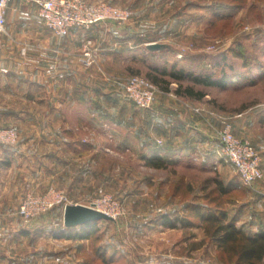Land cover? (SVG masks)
I'll use <instances>...</instances> for the list:
<instances>
[{"label": "rangeland", "instance_id": "1", "mask_svg": "<svg viewBox=\"0 0 264 264\" xmlns=\"http://www.w3.org/2000/svg\"><path fill=\"white\" fill-rule=\"evenodd\" d=\"M205 1L118 0L113 4L129 12L126 22L114 23L148 27L149 33H152L150 36L158 38L155 41L159 44L165 42V47L173 48L172 55L183 60L182 63L191 61L196 67L211 66L218 71L222 67L229 73L240 71L248 75V78L231 82L224 88L194 85L191 80L182 79L183 85L193 84L195 88L204 90L205 95L201 99L177 94L178 82L173 81L176 85L172 84L168 92L154 83L157 90L150 107L156 99L164 98L159 97L164 93L167 95L165 98L181 105L182 111L193 114L191 116L207 132L204 134L207 139L195 141V146L184 154L172 153L161 129L144 130L142 124L147 117L142 112L144 108L137 106L124 91L123 83L131 75L147 77L146 73L150 71L148 62L155 61L159 70L161 60L166 57L165 51L154 53L151 60L147 57V62L142 61L141 52H137V58L131 61H117L97 54L99 47L89 38V65L96 63L98 58L105 59L94 65L106 72L118 89L114 92L124 97H105L106 103L98 111L89 104L87 117L82 121L75 117L73 111L69 124L83 129L82 138L89 142L88 147L81 150V155L78 151L73 156L71 150L67 151L61 145L57 152L62 155V160L73 157L72 164L60 160L56 166L46 164L41 167L40 178L33 182L29 191L42 192L54 186L64 190L68 203L88 204L92 199L109 197L111 202L103 206L115 215L97 220L96 229L89 238L56 236L54 255L48 225L46 229L36 228L33 223L43 213L55 210L56 231H59L65 225L63 203L29 218L18 214L25 225L24 242H19L17 246L16 231L13 232L10 227L4 230L8 240L3 253L10 255L9 264H17L12 259L16 256L23 259L19 264H237L235 258L228 259L205 237L201 225L169 227L160 223L164 212L183 213L180 208L182 203L191 200L192 194L199 192L201 185L206 187L210 177L221 178L232 187L241 184L238 190L234 187L229 195L226 194L239 198L235 204H229L230 214L240 206L243 215L238 222L255 219L251 207L264 209V177L256 182L254 188L242 183L218 143V130L229 124L236 136L248 139L257 148L264 166V0H235L239 4L225 8L223 11L229 13L212 22H209L210 9L196 4ZM142 17L146 22L140 19ZM130 18L133 22L129 21ZM238 47L244 53L241 58L234 53ZM215 61L216 66L213 64ZM136 69L139 72H135ZM153 71V74L158 72L156 69ZM80 108L78 106L79 111ZM82 108L84 110V104ZM134 110L137 111L135 123L132 116L129 118ZM59 120H56L57 126L60 125ZM118 132L123 133L122 137L130 136V144L127 140L121 141ZM135 134L136 138H133ZM144 141L150 142L147 144ZM156 151L162 152L167 159L166 167L145 163L144 154ZM73 161L79 163L75 165ZM80 174L83 175L81 181L71 180L72 175ZM187 183L191 184V190L185 189ZM258 199H261L260 202H257ZM255 216V221H258V215ZM73 227L78 229L79 226Z\"/></svg>", "mask_w": 264, "mask_h": 264}, {"label": "crops", "instance_id": "2", "mask_svg": "<svg viewBox=\"0 0 264 264\" xmlns=\"http://www.w3.org/2000/svg\"><path fill=\"white\" fill-rule=\"evenodd\" d=\"M107 1L115 3L118 0ZM131 18L129 21L133 22ZM140 19L146 22L143 17ZM148 30L142 25L104 21L89 28L71 27L66 35H56L45 26L35 2L8 0L4 30L0 33V122L15 127L17 139L11 144H0V264H9L10 259V255L3 253L8 240L4 231L7 227L16 231V236L14 233L13 236L16 237L17 246L19 242H24L25 225L18 216L17 206L23 195L31 190L29 187L33 186V182L39 180V169L46 164L56 166L60 160L65 164L71 163L73 157L62 160V155L57 152L61 145L65 146V150H71L73 156L78 151L81 155V150L88 147L89 142L82 138L83 129L70 125L69 116L74 111L75 117L82 121L87 117L89 104L98 111L106 103L105 97H124L114 92L118 89L108 79L106 72L94 65L105 60L102 56L103 60L98 58L99 62L91 65L83 61L84 42L91 38L99 47L97 54L107 55V59L131 61L137 58V52H141L151 60L154 53L165 51L164 62H184L172 55L173 48L165 47V42L159 44L155 41L158 38L150 36L152 33ZM151 43L159 46L151 47ZM172 84L176 85L171 81L169 90ZM159 97L164 98L156 99L152 107L142 109L147 116L142 124L144 130L161 129L167 137L168 149L171 148L172 153L177 155L186 153L187 149L195 146V141L207 139L204 135L207 132L191 116L192 113L182 111L181 105L165 98L167 95L164 93ZM78 106H81L80 111ZM136 113L134 110L129 116H132L134 123ZM57 119H60L59 126L56 125ZM117 134L121 141L127 140L130 144V136L122 137L123 133L120 132ZM133 138H136V134ZM78 163L73 161L75 165ZM82 178L81 174L71 176V180L81 181ZM261 208L251 207L255 219L240 222L252 223L250 228L255 229V215H264ZM246 211L248 213V209ZM56 221V211L50 210L33 223L36 228L46 229L48 225L54 255ZM12 259L17 264L23 262L20 256Z\"/></svg>", "mask_w": 264, "mask_h": 264}, {"label": "trees", "instance_id": "3", "mask_svg": "<svg viewBox=\"0 0 264 264\" xmlns=\"http://www.w3.org/2000/svg\"><path fill=\"white\" fill-rule=\"evenodd\" d=\"M229 1L230 2L226 0H206L205 3L198 2L196 4H198V6L201 5L204 9H210L209 22H212L216 18L229 13L228 11H223L225 8L239 4L235 0ZM178 14H180V11ZM234 53L240 58L244 56L241 47H238ZM141 58L142 61H146L147 57L143 55ZM192 59L193 58H191V60ZM161 61L162 67L159 68V70L157 69L155 61H152L153 63L150 61L151 64L149 62L148 65L146 64L150 70L146 73L147 77L165 91L169 90L171 81L178 82L175 89L177 94L196 99H201L205 95V92L203 89L195 88V84L224 88L231 82L248 78V75H245L246 73L242 74L240 71L229 73L222 67H220L218 71L216 68H214V70L211 69V66L206 68H203L202 65L196 67L197 65L191 61L184 64L177 62L168 63L164 62V59ZM216 62L217 61L213 63L215 66L217 65ZM245 64L246 62H244V65ZM154 69L158 71L156 72L157 75L152 73ZM201 69H203V71H201ZM135 72H139V69H136ZM160 75L163 77H160ZM185 78L191 80L194 85H183L181 80ZM143 158L145 163L151 166H167V159L160 151H156L149 155L144 154ZM262 168H264V166H262ZM207 181L208 185L206 187L201 185L199 187V192H194L192 194L191 200L182 203L180 208L183 209V213L179 214L176 211L174 214L171 212H164L160 216V223L169 227L201 225L205 237L213 242L219 251L223 252L228 259L235 258L237 264L242 262L264 264V215H259V220L256 221L257 224L255 229L250 228L252 223L238 222L241 215L240 206L237 211L230 214L229 204H235L237 200L239 201V198L236 196H227L226 194L229 195L232 188L236 187L237 189L241 184L237 183L238 186L234 185V187H232L233 185L231 186L225 183L218 177H210ZM210 183L213 184L210 185ZM178 184L180 185L179 182H177V186H179ZM185 189L191 190V184L187 183ZM96 221L72 226L64 225L59 231H56L55 235L69 238H89L96 229ZM73 226L79 227L78 229H73ZM102 258L105 261L107 260L103 253Z\"/></svg>", "mask_w": 264, "mask_h": 264}, {"label": "built area", "instance_id": "4", "mask_svg": "<svg viewBox=\"0 0 264 264\" xmlns=\"http://www.w3.org/2000/svg\"><path fill=\"white\" fill-rule=\"evenodd\" d=\"M27 1L36 3L38 15L45 26L56 35H66L71 27L89 28L104 21L124 23L129 17L127 9L105 0ZM7 2L8 0H0V33L4 30ZM90 43L91 39L88 38L83 45V61L87 64L90 63L88 60ZM123 87L127 97L132 99L137 106L146 108L153 104L157 87L147 77L133 74L123 83ZM230 127L229 124H225L218 130V143L221 151L237 171L242 183L254 188L256 182L264 177L261 155L248 139L236 136ZM16 139V128L3 125L0 122V144H11ZM68 202L63 189L49 186L42 192L27 191L17 206V213L22 217L29 218L46 212L58 204L63 203L64 206ZM110 202V198L106 197L103 200L92 199L87 205L102 210L109 216L115 215L110 209L103 206Z\"/></svg>", "mask_w": 264, "mask_h": 264}, {"label": "water", "instance_id": "5", "mask_svg": "<svg viewBox=\"0 0 264 264\" xmlns=\"http://www.w3.org/2000/svg\"><path fill=\"white\" fill-rule=\"evenodd\" d=\"M151 47L159 46L157 43H151ZM110 217L102 210L83 203H66L63 206V223L66 226L78 225L90 221H96Z\"/></svg>", "mask_w": 264, "mask_h": 264}]
</instances>
